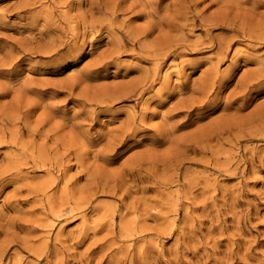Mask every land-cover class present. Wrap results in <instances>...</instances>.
Returning <instances> with one entry per match:
<instances>
[{
    "label": "rangeland",
    "instance_id": "obj_1",
    "mask_svg": "<svg viewBox=\"0 0 264 264\" xmlns=\"http://www.w3.org/2000/svg\"><path fill=\"white\" fill-rule=\"evenodd\" d=\"M263 74L264 0H0V264H264Z\"/></svg>",
    "mask_w": 264,
    "mask_h": 264
},
{
    "label": "bare ground",
    "instance_id": "obj_2",
    "mask_svg": "<svg viewBox=\"0 0 264 264\" xmlns=\"http://www.w3.org/2000/svg\"><path fill=\"white\" fill-rule=\"evenodd\" d=\"M150 32V31H149ZM136 37H138V36H136ZM167 48V47H166ZM264 75V74H263ZM262 76V75H261ZM29 113V112H28ZM17 114H19V112L17 113ZM23 114V113H22ZM15 115V114H14ZM20 116V115H19ZM4 117V116H3ZM25 117V116H24ZM18 119H19V117H18ZM11 120V119H10ZM119 143V142H118ZM105 158H107V157H105ZM104 158V159H105ZM107 160V159H106ZM110 160V159H109Z\"/></svg>",
    "mask_w": 264,
    "mask_h": 264
}]
</instances>
